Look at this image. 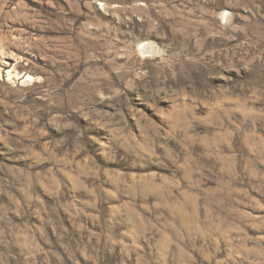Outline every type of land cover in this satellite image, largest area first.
Returning a JSON list of instances; mask_svg holds the SVG:
<instances>
[{"label": "rangeland", "instance_id": "rangeland-1", "mask_svg": "<svg viewBox=\"0 0 264 264\" xmlns=\"http://www.w3.org/2000/svg\"><path fill=\"white\" fill-rule=\"evenodd\" d=\"M0 264H264V0H0Z\"/></svg>", "mask_w": 264, "mask_h": 264}, {"label": "bare ground", "instance_id": "bare-ground-1", "mask_svg": "<svg viewBox=\"0 0 264 264\" xmlns=\"http://www.w3.org/2000/svg\"><path fill=\"white\" fill-rule=\"evenodd\" d=\"M140 46H142V50L144 51V52H147V53H149V52H152L151 50H152V47H151V45L149 44V43H147V42H142L141 44H140ZM154 49V48H153Z\"/></svg>", "mask_w": 264, "mask_h": 264}]
</instances>
